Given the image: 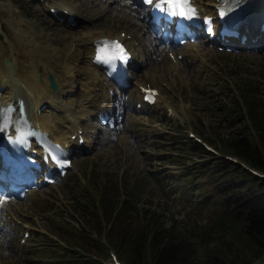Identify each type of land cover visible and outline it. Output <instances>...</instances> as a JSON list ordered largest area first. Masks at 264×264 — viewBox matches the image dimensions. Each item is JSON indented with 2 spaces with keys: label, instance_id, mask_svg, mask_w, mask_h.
<instances>
[{
  "label": "rangeland",
  "instance_id": "rangeland-1",
  "mask_svg": "<svg viewBox=\"0 0 264 264\" xmlns=\"http://www.w3.org/2000/svg\"><path fill=\"white\" fill-rule=\"evenodd\" d=\"M75 2L81 5V12L89 15L91 21L81 19L77 25L72 20L68 25L43 13L37 0H0V43L6 47L0 50L3 62L13 51L26 63L33 60L40 66V72L47 70L56 74L57 78L59 76L57 82L60 84L63 82L61 72L64 64L76 60V64H82V58L78 59L80 55L69 38L80 34L81 27L86 25L90 29L109 30L114 34L120 29L129 30L142 40L147 51L151 47L152 55L155 54V47H161L157 31L149 29L141 35L143 28L124 0H116L110 6L109 0ZM10 5L19 6L16 11L22 8L20 22H8L6 9ZM24 22H28L30 33L17 32L15 27H24ZM47 31L54 32L49 42L55 52L43 54L40 44L43 37L47 38ZM203 38L201 36L193 42L178 45L173 50L175 55L181 49L187 52L178 70L166 67L167 64L162 66L164 61L160 59L168 57L166 48H163L160 57L156 56L160 63L153 67L150 64L153 61L151 55L148 64L143 63L137 71L133 70L131 83L126 89L114 87L105 76L101 77L105 86L112 85L115 90L111 96L117 115L119 113L117 127L105 134L106 126L97 122L96 111H87L84 118L80 117L82 122L78 131L84 135L94 131L95 143L83 147L82 151L72 150L71 167L54 182L28 191L21 198L7 197L8 202L0 211V264H50L51 257L45 254L56 255L57 244L48 238L57 242L51 235L56 236L58 229L65 231L68 226L84 223L80 205L88 203V200L99 201L102 192L106 198L103 203L100 202L101 207L109 209L119 200L131 202L141 208L142 213L161 218L164 226H173L178 237L191 241L198 239V249L206 252L214 242L212 238L201 236L206 231L204 225L211 213V203H207L206 193L192 191V181L183 177L185 168L191 165L190 159L172 155L185 153L180 152L179 147H187L185 140L191 137L188 131L195 132L217 147L220 135H233V131L248 120L245 110L249 105L264 110V36L255 43L259 45L256 48L236 51L219 49L215 45L203 46ZM10 41L14 49L8 44ZM137 42L134 40V43ZM195 53L198 54L193 57ZM140 61L141 57H137L139 65ZM160 66L162 68L156 70ZM40 77L38 74L41 81ZM80 77L75 90L62 94L70 102L68 106L71 110H79L78 103L84 101L82 92L86 79ZM146 80L160 89L161 98L139 112L136 110L140 109L135 103L136 98L125 96L135 86L134 83H146ZM166 102L175 110L170 112ZM129 103L131 107H128ZM237 105L245 113L244 120L239 121L235 117L234 108H238ZM170 159L179 162L177 164ZM58 234L62 239L57 243L68 246L66 238ZM106 263L113 264L112 255L109 254Z\"/></svg>",
  "mask_w": 264,
  "mask_h": 264
},
{
  "label": "trees",
  "instance_id": "trees-1",
  "mask_svg": "<svg viewBox=\"0 0 264 264\" xmlns=\"http://www.w3.org/2000/svg\"><path fill=\"white\" fill-rule=\"evenodd\" d=\"M234 112L237 120H244L245 113L248 120L233 135H220L217 147L207 142L264 174V110L249 105L245 113L241 106ZM185 141L187 147H179L185 153L172 156L190 159L183 177L192 181V191L206 193L211 203L201 236L214 242L205 253L198 249V239L178 237L173 226H164L161 218L142 213L131 202L101 207L106 198L102 192L99 201L80 205L84 223L58 229L68 246L44 234L57 244L56 255L45 254L50 264H108L109 249L124 264H264V175L216 155L195 138Z\"/></svg>",
  "mask_w": 264,
  "mask_h": 264
},
{
  "label": "bare ground",
  "instance_id": "bare-ground-1",
  "mask_svg": "<svg viewBox=\"0 0 264 264\" xmlns=\"http://www.w3.org/2000/svg\"><path fill=\"white\" fill-rule=\"evenodd\" d=\"M222 1L223 0H193L197 9L203 15L216 14V10L218 9V7L222 6ZM37 2L43 13H45L47 16H50L51 18H53L52 10L54 9L60 17L64 18V24L69 23L68 25H70V21L73 20L76 21L78 25L81 19H86L89 21L92 20L89 15L87 16L81 12V5L77 4L75 0H37ZM114 2H116V0H109V6ZM124 3L125 5H127V8L131 9L133 11V14H135L136 22L141 24L140 26L143 28V32H141V35L147 32L150 27L148 26L149 24L145 17V14H141V7H134V4L136 3L135 0H131V2H128V0H124ZM237 4L243 7V16L244 18H246V21L248 19V21H250L252 25V27H249L250 23L248 25L245 23V26H248V31L251 30L253 33L254 28L255 31H258V26L262 22L261 20L264 15V0H227L225 6H230L231 8H234L235 6H237ZM16 7L19 6H7L6 10H8L9 15L7 20L9 23H14V21L20 22L21 20L20 15L22 13V8L16 11ZM68 16L72 18L70 19V21L68 20ZM23 25L24 27H21L20 25V27H15L18 29L17 32L21 30L24 31L23 33H30L28 22H24ZM245 26L242 25L241 28L244 30ZM81 28H83V30H80V34L72 35L73 37L69 38V41L71 44H74L77 48V51L80 55V58L78 59L82 58V64H76L78 60L64 64L61 72L63 82H59L60 84H58V88L56 90H52L49 87L48 78L46 77L48 73L47 70L46 72H40V66L36 63L34 64L33 60L29 63H26L24 60H20L19 56L13 51L7 54V64L4 63L2 58L0 57V87L4 85V88L0 89V107L5 106L7 105V103L13 101V103H15L16 105V109L12 112V118L14 119L13 121H15L16 116L18 114L17 99H24V102L26 103V115H28L31 125L34 126L36 129L39 128V130H41L42 134L45 138H47L48 141H51L53 144H56L60 149H64L66 152L70 151L71 148L84 149L83 147L95 143L94 135L92 132H90V134L85 135L79 134L78 130L81 127L80 123L82 122V118L80 117L84 118V114L91 109L95 110L96 112L100 110L108 111V109L112 105L113 97H111V94L109 92V88L112 87V85L108 84L107 86H105V82L101 81L102 76H105V79L107 78V81H110L108 80L110 78L105 75L103 66L101 64H98L97 61H95L98 44H100V42H102V40L107 37L112 38L119 36L121 39H124L128 51H130L132 56L135 57L136 65L134 64L132 66L131 74L133 73V70L137 71V68L143 66V63L148 64V60L153 53L151 47L148 48L149 51H147L143 47L142 40H139L135 36V34H132L129 30L120 29L117 30L116 34H114L109 30L101 31L96 28V30L94 28L90 29L89 25L83 26ZM122 31H125L124 36H121ZM129 33L131 34L127 37ZM46 34L48 35L47 38L43 37L44 40L41 41L40 44V49L43 54L55 52L53 45L51 44V42H49L51 41L50 37L54 35V32L47 31ZM262 36H264V32ZM261 38L258 42L262 40ZM207 39L208 37L207 35H205L202 41L203 46H209V42L207 41ZM230 39L234 43H238L240 46L244 45L240 38L231 37ZM134 40H138V42L134 43ZM158 42L161 47L158 46L159 49L158 47L154 48L155 54L152 55L151 58H153V61H151L150 63L153 67L155 66V64L157 65L160 63L158 62L159 60L156 56L159 55L160 57V52L163 50V48H165V45L163 44L160 38H158ZM8 44H10V47L14 49V44H12L11 41ZM4 48L6 47H4V45H1L0 43V50L3 51L5 50ZM178 52H182V56L178 58L177 54L174 55L175 60H173L170 55H167L168 57H166L165 60L160 59L162 62L164 61L162 66H165L167 64L166 67H170L173 70H178L179 64L182 62L183 56L187 55L185 49L178 50L177 53ZM197 54L198 53H195L193 57H196ZM137 57H141L140 65L138 64V62H136ZM160 68L162 67L160 66L157 69L154 68V70H158ZM38 74L41 75V81L38 78ZM80 76H83V78L86 79V84L84 85L85 89H83L82 92V98L84 101H80L78 103L79 110H71V108H69L68 106L70 102L65 100L62 97V94L64 93V91L67 90H75L78 87L79 78H82ZM53 77L56 80H59V76L57 78L56 74H54ZM145 82H147V80ZM129 83L131 82L129 81ZM134 84L135 86L131 89L130 93L125 96V98L130 99L131 95H133V97L136 98L135 103L140 101L143 104L144 102L142 101V93L140 91L141 89L137 84L144 85V82H137V84ZM81 85L82 83L80 81V86ZM106 87L107 89L105 92ZM156 97L157 98L155 102L159 101V99L161 98L160 94L156 95ZM41 106H44V108L38 110V108H40ZM143 106L146 109L145 104ZM166 106H169L171 109L175 110L174 106L170 105V103L168 102H166ZM128 107H131L130 103L128 104ZM135 107L136 105L134 106V109H136ZM141 111L142 110H140L139 112ZM111 115L115 117L114 123L116 124L113 128L115 129L117 127L116 121L117 116H119V113L117 115V113L115 112L114 114L111 113ZM1 122H3V116L0 113V123ZM86 124L89 125L87 122ZM17 125H19V123L12 122L8 126L9 129L12 130V133L15 128L14 126ZM90 127L93 126L91 125ZM109 127L110 126L108 124L104 132L105 134H108V131L111 130L109 129ZM72 136H74L75 138H73ZM81 138L83 139L82 147L79 146ZM42 149L43 146L36 143L35 140L32 142L30 150L36 151V154L39 153L40 158L43 154ZM3 201L4 202L1 208L4 207V205L8 202V199L4 198Z\"/></svg>",
  "mask_w": 264,
  "mask_h": 264
},
{
  "label": "snow or ice",
  "instance_id": "snow-or-ice-1",
  "mask_svg": "<svg viewBox=\"0 0 264 264\" xmlns=\"http://www.w3.org/2000/svg\"><path fill=\"white\" fill-rule=\"evenodd\" d=\"M128 2H131V0H128ZM143 2L154 6L156 10L171 17L178 16L181 19H191L196 14V9L192 7V0H143ZM223 15L225 13L221 12V16ZM95 59L100 63L114 65V62L118 59L121 62L127 59L126 49L118 40H105L97 46ZM26 135L28 133L21 132L16 139L23 140ZM51 158L58 160L55 155H52ZM3 202V199L0 198V204Z\"/></svg>",
  "mask_w": 264,
  "mask_h": 264
},
{
  "label": "water",
  "instance_id": "water-1",
  "mask_svg": "<svg viewBox=\"0 0 264 264\" xmlns=\"http://www.w3.org/2000/svg\"><path fill=\"white\" fill-rule=\"evenodd\" d=\"M4 61H5V63H8L7 58H5ZM48 78H49V85H50L51 89L56 90L58 87V84H57L55 78L53 77V75L51 73H48Z\"/></svg>",
  "mask_w": 264,
  "mask_h": 264
}]
</instances>
